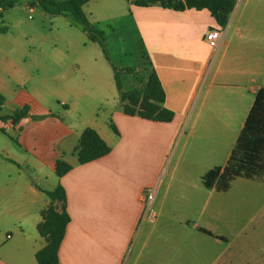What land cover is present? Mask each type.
<instances>
[{"label": "crops", "instance_id": "1", "mask_svg": "<svg viewBox=\"0 0 264 264\" xmlns=\"http://www.w3.org/2000/svg\"><path fill=\"white\" fill-rule=\"evenodd\" d=\"M25 3L31 12L41 8L44 17L72 19ZM98 3L123 19L118 32L123 52L126 35H137L150 63L148 77L154 69L166 93L164 106L175 117L161 123L121 110H107L111 122L107 116L88 117L79 99L89 96L94 81L109 79L95 61L98 54L91 59L86 44L59 45V38L41 29L29 32L32 27L15 12L19 4L0 10V93L7 109L0 110V264H37V252L46 246L39 232L50 206L45 191L58 185L65 188L71 218L60 264H264V202L258 203L264 175L232 181H248L243 194L255 195L254 204L237 199L231 187L222 192L203 182L227 165L264 90V0H237L224 28L207 10L178 12L122 0L87 3L83 12L91 24L107 20ZM212 29L221 31L217 49L204 40ZM82 33L89 45L99 46L83 28ZM126 62L120 58L115 64L132 67ZM92 68L99 76L84 73ZM34 77L31 89L27 84ZM52 95L66 98L63 111L39 103ZM25 107L28 115L18 123L7 119ZM86 128L111 152L80 164L76 149ZM225 138L232 141L221 145ZM176 140L180 149L172 157ZM59 159L73 167L63 177L55 172ZM148 190L154 191L153 217L143 220Z\"/></svg>", "mask_w": 264, "mask_h": 264}, {"label": "trees", "instance_id": "2", "mask_svg": "<svg viewBox=\"0 0 264 264\" xmlns=\"http://www.w3.org/2000/svg\"><path fill=\"white\" fill-rule=\"evenodd\" d=\"M22 0H0V10L15 7ZM30 7L40 5L45 11L53 14L69 13L73 20L81 25L88 38L99 44L108 61L112 64L116 88L119 93V101L123 113L128 116H138L142 119L169 123L175 114L167 109L164 104L166 93L161 81L153 69L147 83L142 90L125 91L121 82L123 74H133L134 67H118L110 59L106 49L104 38L87 19L83 7L92 0H65L63 2H51L49 0H25ZM137 7L158 6L178 12L186 10H207L216 24L224 28L233 12L237 0H127ZM5 97L0 93V107L5 103ZM29 109L17 111L7 119H13L14 123L28 115ZM45 116H33L41 120ZM112 129L116 131L115 127ZM264 150V90L257 93L252 110L246 120L245 127L238 140L237 147L233 151L227 165L224 168H216L203 177L207 188L216 187L225 192L229 189L233 180L239 177L247 179L258 178L264 173L262 164ZM80 164H87L107 156L111 152L110 146L92 128H86L80 137V143L76 149ZM73 167L59 159L55 164V172L58 177L69 173ZM50 198V206L44 215L43 222L39 225L40 235L45 238L46 246L36 254L37 264H60L59 249L64 240L67 226L71 218L67 211V196L65 188L58 185L53 191H45Z\"/></svg>", "mask_w": 264, "mask_h": 264}, {"label": "rangeland", "instance_id": "3", "mask_svg": "<svg viewBox=\"0 0 264 264\" xmlns=\"http://www.w3.org/2000/svg\"><path fill=\"white\" fill-rule=\"evenodd\" d=\"M127 0H122V2H126ZM99 2V1H98ZM16 8V14L19 16L21 15L22 20L25 22V26H31L32 29H29L31 33H34L35 31L33 28L41 29L45 32V34H49L52 38H59L60 43L59 45H67L69 43H75L78 45V47H82L83 44H86L87 47L85 50H92L93 52L89 53V57L91 59L95 58V54H98V59L95 60L97 62V65H102L106 68V77L103 78V80L100 83L93 82V85L91 86V89L89 90L88 95L84 99H79V104L81 106V110H84L87 112L88 117L95 118L96 116L100 117H106L107 116V122H111V116L108 114L107 110H123L121 103L119 101V95L118 90L116 88L115 80L113 78L114 73L111 69L112 64L110 61H108L103 53V50L98 45H89L87 39H83L85 37L82 33V27L81 25L77 24L73 18L69 19L64 16H53V15H47V17L43 16V11L41 8L37 7L34 11H30L28 8L25 7V0L20 1ZM92 4H97L92 3ZM22 6V7H20ZM90 7L92 5H89ZM99 7V13L102 17H105L107 20H104L103 22H94L92 25L102 33L104 38V43L106 46V49L108 51V54L110 56L111 61L113 64H115L116 61H118L120 58L124 61H127L129 65L132 67H136V72L133 74H123L122 75V82L124 84V87L126 89L135 90L143 89L146 85L148 73L150 71V63L147 57V53L142 48V44L138 43V37L136 34H132L127 37L126 35V48L125 52L122 51V44L120 41L121 35L118 34L120 32V29L122 30L121 23L123 22V19L118 17L119 12L115 11H108L104 3H98ZM87 11L89 10V7ZM56 18V20H54ZM93 21V20H92ZM73 25H72V24ZM51 25H54L57 27V29H53L51 32ZM122 32V31H121ZM125 34V32H123ZM84 47V46H83ZM72 54V50L69 52ZM126 54V55H124ZM116 65V64H115ZM76 72V69H74ZM85 74H88V77L91 75L99 76L98 71L95 68H92L91 71H85ZM105 75V74H103ZM102 75V76H103ZM101 76V75H100ZM83 75H80L79 81L83 80ZM71 79V76L69 77ZM36 77L33 78V80H30L28 82V87L32 89L33 85H35ZM109 81V82H108ZM132 84V88H130V84ZM45 85H52V80L50 78H45ZM42 85V86H41ZM40 87H43V84H41ZM39 100V99H38ZM66 98L60 95L56 96H49L46 98L45 102L44 100H39L41 104L44 105L45 108H49L51 110H59L63 111L62 102L65 101ZM0 110H7L3 109L2 107ZM4 113V112H2ZM179 139V138H178ZM225 143L221 145H228L232 140L225 138ZM223 140V141H224ZM180 144H178V140H176L173 143L172 148V154L177 148L180 149ZM176 160V159H175ZM174 160V164H175ZM264 168V166H263ZM264 175V173L260 174L259 177L261 178ZM249 185L248 181L244 179H237L234 182H231V193L235 194L234 196L237 199L243 198V202L245 203H251L254 204L257 202V199L255 195L252 194H243L244 186ZM231 196V195H230ZM233 196V197H234ZM264 202V196H260L258 199V203L263 204Z\"/></svg>", "mask_w": 264, "mask_h": 264}, {"label": "built area", "instance_id": "4", "mask_svg": "<svg viewBox=\"0 0 264 264\" xmlns=\"http://www.w3.org/2000/svg\"><path fill=\"white\" fill-rule=\"evenodd\" d=\"M205 42L213 49H217L220 46L221 42V31L219 29H212L209 30L205 36H204ZM144 205H145V211L143 214V220L146 218L153 217L152 210H151V204L154 199V191L153 190H148L146 192V197H145ZM11 236L7 235L6 238L9 239Z\"/></svg>", "mask_w": 264, "mask_h": 264}]
</instances>
